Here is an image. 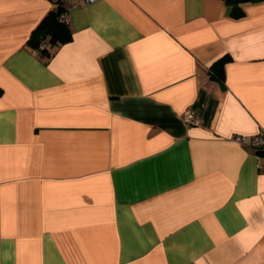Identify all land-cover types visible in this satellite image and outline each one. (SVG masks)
Instances as JSON below:
<instances>
[{"label":"crops","instance_id":"crops-1","mask_svg":"<svg viewBox=\"0 0 264 264\" xmlns=\"http://www.w3.org/2000/svg\"><path fill=\"white\" fill-rule=\"evenodd\" d=\"M62 3L0 0V264H264V0L80 1L48 58Z\"/></svg>","mask_w":264,"mask_h":264},{"label":"trees","instance_id":"trees-1","mask_svg":"<svg viewBox=\"0 0 264 264\" xmlns=\"http://www.w3.org/2000/svg\"><path fill=\"white\" fill-rule=\"evenodd\" d=\"M226 8L229 9V15L233 19H241L244 17L243 4L246 2L262 1V0H223ZM63 10V5L60 4L56 9L51 11L38 27L33 31L28 40V45L33 50H37L40 54L50 57L52 55L51 49L68 42L71 39V31L69 26L63 25L58 22V16ZM48 41V42H46ZM45 42L48 47L40 49L41 43ZM226 58L216 61L211 66V75L214 78L223 80V66L226 63Z\"/></svg>","mask_w":264,"mask_h":264},{"label":"built area","instance_id":"built-area-1","mask_svg":"<svg viewBox=\"0 0 264 264\" xmlns=\"http://www.w3.org/2000/svg\"><path fill=\"white\" fill-rule=\"evenodd\" d=\"M82 1L85 5L92 4L98 0H63V10L61 11L60 15L58 16V22L70 26L71 24V17H70V10L79 6ZM46 44L43 42L40 44L39 48L43 49ZM182 120L187 124H199V119L194 115L192 111H185L182 114ZM236 141H238L241 145H246L255 149H262L264 148V130H260L256 135L245 137L239 136L235 137Z\"/></svg>","mask_w":264,"mask_h":264}]
</instances>
